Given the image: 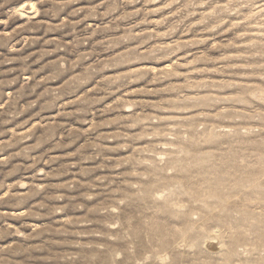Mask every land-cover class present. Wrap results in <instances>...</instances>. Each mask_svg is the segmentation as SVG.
I'll use <instances>...</instances> for the list:
<instances>
[{"label":"rangeland","instance_id":"rangeland-1","mask_svg":"<svg viewBox=\"0 0 264 264\" xmlns=\"http://www.w3.org/2000/svg\"><path fill=\"white\" fill-rule=\"evenodd\" d=\"M61 4L0 0V264H264V0Z\"/></svg>","mask_w":264,"mask_h":264},{"label":"clouds","instance_id":"clouds-1","mask_svg":"<svg viewBox=\"0 0 264 264\" xmlns=\"http://www.w3.org/2000/svg\"><path fill=\"white\" fill-rule=\"evenodd\" d=\"M37 4L39 5L41 0H36ZM68 2H71V0H62V4L61 6H63V3H68ZM125 3H128L130 2V0H124ZM165 7H168V5L166 4ZM187 5H185L183 8H180L179 10V14L184 11V8H186ZM182 21L180 20H177L171 28L168 29L167 32H163V33H159V36L161 37H165V36H171L173 34V32L176 30V28L179 26V24L181 23ZM202 22L201 21H197V23H200ZM185 31H187V29H185ZM157 34H149L147 37L148 39H152L156 36ZM129 37L125 36L123 37V39H128ZM148 41L146 39H144V43H147ZM190 43V42H189ZM183 46V42H180V41H176L174 42V44L171 46L172 49L174 51H179V49ZM168 46L166 45H158L156 47H151V48H147L145 51H144V54H154L156 52H158L161 48H166ZM132 54H136V55H140V52H139V49H134L132 51H130L127 55H128V58L131 57ZM179 65H173V70H175L176 67H178ZM128 76V75H127ZM125 77H118V78H113L112 81H110L109 83H115L116 80H121V79H124ZM137 79H139V76L136 77ZM98 100H103V97H99ZM121 103H126L124 101H117L116 104H121ZM116 104H112V105H109L107 108H105V111H108L109 109L111 108H114L116 106ZM15 108V101L13 98H9V101H8V104L7 105H3V104H0V113H3V114H9V115H18L20 111H22V109H15L14 111L12 109ZM112 123V121H104L103 124H110ZM102 125L100 123H92L91 125V131H97ZM97 139L98 140H102L104 139V135L102 133H100L98 136H97ZM16 142V137H15V133H13V138L8 141V142H3V141H0V150L4 149V148H7V147H10L11 144L15 143ZM90 145H86L85 147H89ZM28 149H24L23 152H27ZM17 154H21V153H17ZM6 251V249L4 248H0V252H4Z\"/></svg>","mask_w":264,"mask_h":264},{"label":"snow or ice","instance_id":"snow-or-ice-1","mask_svg":"<svg viewBox=\"0 0 264 264\" xmlns=\"http://www.w3.org/2000/svg\"><path fill=\"white\" fill-rule=\"evenodd\" d=\"M33 7L35 8V7H36V5H33Z\"/></svg>","mask_w":264,"mask_h":264}]
</instances>
